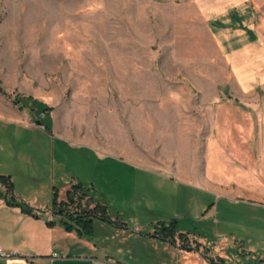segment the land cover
<instances>
[{
  "label": "rangeland",
  "instance_id": "rangeland-1",
  "mask_svg": "<svg viewBox=\"0 0 264 264\" xmlns=\"http://www.w3.org/2000/svg\"><path fill=\"white\" fill-rule=\"evenodd\" d=\"M193 1L0 0V194L49 216L59 215L67 190L82 197L62 217L83 244L62 239L57 255L68 248L114 264H264L263 92V115L248 123L238 101L222 104L226 156L218 167L208 158L206 168L217 185L202 179V153L187 183L174 166L130 164L107 149L108 104L169 100L220 55ZM122 126L113 129L123 135ZM241 135L251 138L243 148L252 159L237 152ZM251 164L253 173L241 169Z\"/></svg>",
  "mask_w": 264,
  "mask_h": 264
},
{
  "label": "crops",
  "instance_id": "crops-1",
  "mask_svg": "<svg viewBox=\"0 0 264 264\" xmlns=\"http://www.w3.org/2000/svg\"><path fill=\"white\" fill-rule=\"evenodd\" d=\"M193 4L208 25L220 55L217 59L209 57L206 70L184 77L193 87L172 89L169 100H158L149 107L136 106L132 100L108 104L106 145L114 156H123L130 164L149 168L170 165L172 170L174 166L177 178L187 183H193L196 152L202 153V179L208 185H217L206 168L208 158L214 159L213 165L218 167L217 158L226 156L222 152V104L238 101L243 122L248 123L246 118L253 112L258 117L263 115L264 0H194ZM228 66L233 86L224 93L222 79L226 81ZM259 91L263 92L261 103ZM116 121H121L123 135L121 127L117 132L113 129ZM240 139L242 147L237 152L243 151L252 159V151L243 148V143L250 144L247 140L251 138L241 135ZM88 141L93 148L101 147L94 138ZM153 150L157 153L153 154ZM256 150V159L263 158L262 149ZM240 166L254 171L253 165ZM218 182L221 185L222 179ZM31 207L35 215L8 205L0 194V250L15 253L0 257V264H114L91 254L70 255L68 248L63 250L64 256L57 255L58 241L69 237L79 246L83 239L74 229L68 231L62 226L63 213H58L61 217L49 216V210L43 213L42 208ZM90 250L95 249L92 246Z\"/></svg>",
  "mask_w": 264,
  "mask_h": 264
},
{
  "label": "trees",
  "instance_id": "trees-1",
  "mask_svg": "<svg viewBox=\"0 0 264 264\" xmlns=\"http://www.w3.org/2000/svg\"><path fill=\"white\" fill-rule=\"evenodd\" d=\"M1 83V82H0ZM0 93H4L3 92V89L1 88V86H0ZM14 103H16V101H14ZM5 177H0V180H3ZM77 187V185H73V188H76ZM8 189H10V187H8ZM54 195V197L55 198H53V207H55L56 206V193H54L53 194ZM65 198H66V200L65 201H60L59 203H58V205H57V213H62V211L63 210H65L66 208H67V206L68 205H70V204H76V205H80V201H81V199H82V197H80L79 199H73V197H72V193H70V190H67L66 191V193H65ZM5 201H6V203L8 204V205H11V206H18L20 209H21V211L22 212H24V213H26V214H33V209H32V207L30 206V205H28L27 203H25L24 201H17L15 198H13V197H11L10 199H7V198H5ZM81 211V210H80ZM79 211V212H80ZM85 210L83 209L82 210V213L84 212ZM76 213V216H75V218L77 219L76 221H77V223H81V222H83V214L81 213V215H79L78 213H77V211H75ZM33 215H35V214H33ZM61 224H62V226L66 229V230H68V231H70V230H72L73 229V225L72 224H70V223H68L67 221H65L64 219H61Z\"/></svg>",
  "mask_w": 264,
  "mask_h": 264
},
{
  "label": "built area",
  "instance_id": "built-area-1",
  "mask_svg": "<svg viewBox=\"0 0 264 264\" xmlns=\"http://www.w3.org/2000/svg\"><path fill=\"white\" fill-rule=\"evenodd\" d=\"M15 253H4V252H2L1 250H0V257H4V258H8V257H10V256H12V255H14ZM53 256H55V255H53Z\"/></svg>",
  "mask_w": 264,
  "mask_h": 264
}]
</instances>
